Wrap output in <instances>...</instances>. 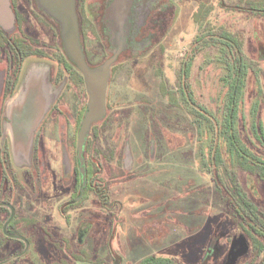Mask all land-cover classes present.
<instances>
[{"label": "rangeland", "instance_id": "obj_1", "mask_svg": "<svg viewBox=\"0 0 264 264\" xmlns=\"http://www.w3.org/2000/svg\"><path fill=\"white\" fill-rule=\"evenodd\" d=\"M34 1L56 32L55 49L45 54L77 69L59 22ZM81 1L74 0V14L83 60L92 72L110 62L104 114L79 148L84 79L76 88L66 79L55 87V63L25 62L16 93L1 104L0 143L6 137L12 164L31 181L4 187L24 194L21 203L10 201L19 211L14 232L28 247L20 254L22 243H0V264H138L152 256L175 264H264V177L227 143L232 58L215 40L235 38L248 65L235 137L264 163V0H129L121 21L112 19L116 0ZM186 66L193 100L205 111L185 96L178 77ZM80 88L87 95L81 102ZM38 90L45 93L31 147L25 159L14 158V115Z\"/></svg>", "mask_w": 264, "mask_h": 264}, {"label": "flooded vegetation", "instance_id": "obj_2", "mask_svg": "<svg viewBox=\"0 0 264 264\" xmlns=\"http://www.w3.org/2000/svg\"><path fill=\"white\" fill-rule=\"evenodd\" d=\"M78 1L82 2L81 0H75L76 3H78ZM9 3L13 15V24L9 21L6 27L0 25V56L4 55L5 57L3 63L4 67L0 69V108L2 103L16 93L19 86V77H21L20 74L22 75L25 62L30 59L46 60L55 63V67H58L57 70H51L52 84L55 87H58L64 79L69 81V85L71 83L75 85V88L79 84L81 86L84 85L79 70L69 65L64 58L56 57L57 59H55L54 62V59L50 58L51 56L48 57L45 54V51L55 49L56 32L54 31L53 22L50 23L46 15L42 12L44 16L41 15L40 11L35 6V1L9 0ZM39 17L43 20L41 21ZM44 39L46 41H44ZM40 44H42V46ZM80 90L81 91L78 92L80 95V102L81 100H87L86 91L81 88ZM55 108L56 105L53 106L52 112L48 115L49 117L56 113L54 111ZM82 110L83 107L77 110V117ZM4 121H6L5 111ZM41 128L42 123L36 129L33 136L29 167L30 169L34 168V170L40 166L38 138ZM1 136L2 130L0 127V139ZM4 139L6 143L4 141L0 143V243L1 245H8L14 241L20 242L24 245V250L20 253L23 254L28 247V243L14 232L19 211L10 200L18 199L21 203L24 194L22 192H8L4 187H6L7 184L18 186L22 182H26L30 185L31 181L28 180L23 173L21 174L18 167L12 164L9 142L6 137ZM16 244L18 245V243Z\"/></svg>", "mask_w": 264, "mask_h": 264}, {"label": "water", "instance_id": "obj_3", "mask_svg": "<svg viewBox=\"0 0 264 264\" xmlns=\"http://www.w3.org/2000/svg\"><path fill=\"white\" fill-rule=\"evenodd\" d=\"M128 2L129 0L115 1L117 5L116 11H114L112 14V19L115 21H121L122 19H125ZM38 3H40L41 7L59 22L66 53L69 59L81 72L85 82L88 93V102L87 112L81 122L79 130V148H81L83 139L85 138L90 124L99 120L104 114L106 82L110 62H106L100 72H92L85 64L78 45L77 23L74 14V0H38ZM10 18L13 19V15L9 9V1L0 0V25L5 27L9 22L8 19ZM120 21L118 24H120ZM44 93L45 90L36 91L31 97L27 99L25 103L26 107L20 111H17L14 115V117L17 116L15 119L13 118L12 121V127L14 129V145H12L11 148L14 158H20L23 160L26 158L27 153L29 152L32 138L30 132L35 120L42 111L43 103L41 100ZM16 96H19V94H16ZM37 101L39 102L40 106L36 105ZM35 106H39V109L32 121V124L28 128L27 132L23 135L21 133L23 118L26 114L31 112L30 109L34 110Z\"/></svg>", "mask_w": 264, "mask_h": 264}, {"label": "trees", "instance_id": "obj_4", "mask_svg": "<svg viewBox=\"0 0 264 264\" xmlns=\"http://www.w3.org/2000/svg\"><path fill=\"white\" fill-rule=\"evenodd\" d=\"M215 40L219 41L221 44L225 45L230 54H231V65L230 72L231 78L229 81V92L227 94V102L225 104L226 113L224 119V129L227 136V143L230 149L237 153L240 157L247 160L256 170L258 174L264 177V163L261 162L257 157L251 155V153L243 146L238 145L236 137L234 124L237 115V96L241 90L244 72L247 69L248 65L245 61V58L238 48L237 41L231 35L226 34L221 37H216ZM189 66H186L185 69L181 70L179 73V81L182 82V88L185 92V96L188 99V102L193 106H200V109H203L201 105H197L193 100L192 90L188 81ZM205 111V109H203ZM208 114H211L210 112ZM261 141L264 142V135L262 132V127L259 125ZM212 247L210 246V249ZM210 249L207 251L206 257L210 254ZM138 264H175L171 259L148 257L140 261Z\"/></svg>", "mask_w": 264, "mask_h": 264}, {"label": "bare ground", "instance_id": "obj_5", "mask_svg": "<svg viewBox=\"0 0 264 264\" xmlns=\"http://www.w3.org/2000/svg\"><path fill=\"white\" fill-rule=\"evenodd\" d=\"M36 105H39V102L37 101V104ZM40 106V105H39ZM39 106H35L34 107V110L30 109L31 112H29L28 114H26L23 118V125H22V128H21V133L24 135L28 128L30 127V125L32 124V121L33 119L35 118L36 116V113L39 109ZM29 110V111H30Z\"/></svg>", "mask_w": 264, "mask_h": 264}]
</instances>
